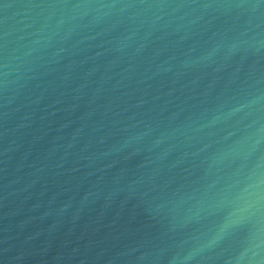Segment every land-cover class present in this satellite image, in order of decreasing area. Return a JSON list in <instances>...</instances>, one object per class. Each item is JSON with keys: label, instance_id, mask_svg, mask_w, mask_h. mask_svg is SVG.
<instances>
[{"label": "water", "instance_id": "1", "mask_svg": "<svg viewBox=\"0 0 264 264\" xmlns=\"http://www.w3.org/2000/svg\"><path fill=\"white\" fill-rule=\"evenodd\" d=\"M0 264H264V0H0Z\"/></svg>", "mask_w": 264, "mask_h": 264}]
</instances>
